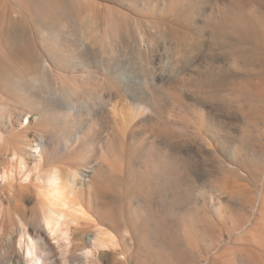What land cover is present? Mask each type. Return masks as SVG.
<instances>
[{
  "label": "rangeland",
  "instance_id": "obj_1",
  "mask_svg": "<svg viewBox=\"0 0 264 264\" xmlns=\"http://www.w3.org/2000/svg\"><path fill=\"white\" fill-rule=\"evenodd\" d=\"M0 106L56 151L44 175L81 169L75 243L121 240L99 264H264V0H0Z\"/></svg>",
  "mask_w": 264,
  "mask_h": 264
},
{
  "label": "bare ground",
  "instance_id": "obj_2",
  "mask_svg": "<svg viewBox=\"0 0 264 264\" xmlns=\"http://www.w3.org/2000/svg\"><path fill=\"white\" fill-rule=\"evenodd\" d=\"M45 69L47 76L43 77L36 72L30 75L29 80L47 85L48 79H53V71L49 66ZM15 84L20 85V82L16 81ZM40 84L37 88L41 87ZM31 101L32 97L27 96L26 105L31 110L39 111V114L22 110L16 121L22 127L21 130H28L31 125L45 128L47 121L52 118L46 109L47 106L35 101L31 104ZM6 111L7 106H0V113ZM9 117L11 118L0 117V165L3 156H8L9 162L15 167V172H18L16 174L20 176L14 184L16 186L10 183L4 187L9 190L8 196L2 197L0 194V264H73L75 260L77 264H99L96 251L105 250L110 245L115 248L120 237L117 239L116 236L106 234L99 228L88 242L90 248L75 243L73 231L79 226L80 220L90 218L88 210L78 200L72 198L73 194L78 196V193L87 186L83 184L85 180L83 182L80 179L83 176L81 169L64 170L63 176L62 169L52 165L44 175L43 166L56 151L51 150L52 147L48 148L46 144L48 140L39 139L40 136L37 135L30 140L24 135V131H17L14 124L5 125L3 119ZM41 134L43 135L41 137H45L44 133ZM72 141L73 137L63 139V153L69 151V143ZM13 173L14 170L0 171V178L10 182ZM33 176L42 182L43 190H36V186L35 189L31 188ZM11 187L27 190L31 197L27 192L14 193ZM7 220L13 225L11 229L8 222V225L6 224ZM122 238L131 240V232L125 229ZM75 248H80L81 255L74 252Z\"/></svg>",
  "mask_w": 264,
  "mask_h": 264
}]
</instances>
